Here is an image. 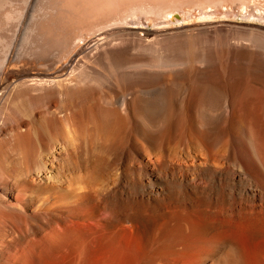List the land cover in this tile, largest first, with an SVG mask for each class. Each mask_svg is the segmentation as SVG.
<instances>
[{
  "label": "bare ground",
  "instance_id": "6f19581e",
  "mask_svg": "<svg viewBox=\"0 0 264 264\" xmlns=\"http://www.w3.org/2000/svg\"><path fill=\"white\" fill-rule=\"evenodd\" d=\"M216 14L224 19L216 21ZM233 14L245 21L259 18L261 27L236 23ZM174 18L198 20L175 26ZM141 25L155 28L132 27ZM11 68L14 73L8 72ZM263 96L264 0H0V109L6 108L0 114V264H7L8 256L15 264H51L46 258L53 243L47 250L40 243L44 237L35 238L41 247L31 242L27 248L33 247L24 251L33 234L15 224L21 218L23 225L40 218L44 227L52 220L58 225L68 215L80 218L74 212L93 203L105 208L110 219L121 215L130 224L129 239L140 247L133 218L137 213L142 219L144 208L120 205L155 193L153 181L143 180L145 169L180 183V169L190 172L197 166L195 151L207 150L224 129L240 128L245 107L249 110L248 104ZM250 138L264 166L260 140ZM211 150L216 165L201 159V170L195 168L206 184H196L198 171L189 180L191 188L208 194L214 189L211 176H222ZM227 179L226 187L232 184ZM245 186L260 191L255 181ZM262 212L247 224L244 248L223 232L207 242L209 251H195L191 257L211 259L229 244L230 253L224 250L228 254L205 264H253L251 247L258 240L264 243ZM60 215L65 216L60 220ZM71 221L64 225L73 228ZM79 234L76 241L83 236ZM54 235L59 243L68 237L59 234L58 240ZM33 236L29 241L34 242ZM71 239L67 245L76 242ZM255 264H264V252Z\"/></svg>",
  "mask_w": 264,
  "mask_h": 264
},
{
  "label": "rangeland",
  "instance_id": "374dc122",
  "mask_svg": "<svg viewBox=\"0 0 264 264\" xmlns=\"http://www.w3.org/2000/svg\"><path fill=\"white\" fill-rule=\"evenodd\" d=\"M236 15L232 16V18L235 20L236 23L250 22L257 26L261 25L259 22H257L259 21V18H255V17L251 18L254 20L252 22V20L245 21L247 19H244L242 15L241 16L238 15V17ZM216 16H217L215 18L216 21H218V17H219V20H222L223 18L222 14H216ZM197 20H198L197 18L192 19V20H188V19L182 20V19L174 18L172 25L187 26V25H191L192 22H195ZM178 21H181V22H178ZM132 27L152 29L154 25L152 26V28L147 27V26L146 28L143 26L142 27L132 26ZM8 72L14 73L15 71L13 68H11L8 70ZM257 103H259V105ZM248 107H249V110L247 107H245V109H247L246 112L247 111L248 112L247 114H245L246 112L244 111L245 116L244 117L242 116L243 119L241 120L243 121H241V123L242 122L243 123L240 128L232 129L231 127H229V128L224 129L223 132H220L221 134L219 133L217 135H214L215 137H213V141L207 150L202 147L198 148V150L201 149L204 152V154L201 150H199L200 153L198 150L195 151L196 154L194 155V158H195L194 160L197 166L194 167V170L192 169L194 172L201 170V166H200L201 159H207L206 161L209 164L213 163L212 161L214 160H212V156L210 155L211 149H212L211 152L212 151L214 152L212 154L213 159H215L214 157L217 156V159L215 161L218 160V162H214V163L218 164L217 167H219V165L220 167H222L221 173L223 177L220 174L211 176L212 184L214 186V189H213L214 191L210 190L211 192H209L208 194V192L206 191H203V190L199 191V190H195V188H191L189 186V180L190 178H193L192 177L194 174L193 171L188 172L185 169H180L181 170L180 175L182 174L180 177H182V181L180 183H176V181H166V180L161 179L160 176L156 172H154L152 169H145V171L142 173L143 180L146 182L153 181L151 184H154L155 193L150 194V195L149 193L148 194L145 193L144 196L146 197L143 196L144 197L143 199L137 200L135 203L127 204V206H125V204L120 205L122 208H125L126 210L136 208V207L138 208L139 206H143L144 208L143 216L145 217L142 216V219H140V216H139V219H138L137 213L136 214L134 213V215L137 218L133 216L134 217L133 221L135 222V225H137L136 227L141 237L140 247L138 246V243L136 241L129 239L130 228L128 227L130 224L129 225L126 224V222H124L120 214H119L120 216H118V218H116L117 217L116 216L115 219L113 218L114 217L113 216L111 218L112 220L110 219V214H108L109 215V219H108L106 218V216L108 217V215L106 214V210H104L105 208L102 209L101 205L99 207V204L97 206L95 205V203H93V205H85L87 207L92 206L91 210H88L90 208H87V207L84 209L85 207L84 206V207H80L82 210L79 208L77 209V211L74 212V213H77L76 215L80 216V218L83 219V221H85L86 225L84 223L81 226L80 224H82L83 221L78 220L80 218L74 219V215H75L74 214L73 216L72 215L66 216L68 217L66 219L65 218L63 219L65 215H60L61 216V217L59 216L60 220L61 219L63 220H61V222L56 221L57 224L59 223L58 225L54 224L55 220L54 221L52 220L54 223H52V221L48 223L49 225L53 224L52 227L56 225L57 227H55L54 229L61 226L62 228L61 227L60 228L63 231L60 230V228H58L59 229L58 231H56L57 229L55 231H51L53 229L51 226H50L52 228L50 230L51 232L48 231L50 229L49 225L47 224L48 228L46 226L44 227L43 223L40 222L41 221L40 218L38 219L35 218L37 219V222H35V219L27 220V221H32L31 222L32 224L24 220L25 224L27 225H23L24 223L23 221H21L23 220V218H21L19 219V222L15 224L16 225L15 227L23 232H25V230L27 229V231L31 232L34 235V236L32 235L33 240L35 238L39 240L40 238L42 240L43 237L45 239L47 238V240L43 238V240L40 241V243L42 242L41 243L42 247L45 246L46 248L47 246H50L51 243H53L54 245L56 243L55 246L53 244L50 246V249L52 248V250H49L46 248L47 250L51 251L50 253L51 257L49 255L46 258V260L47 261L49 260L48 262H50L51 264H57V263L58 264H73L74 262H75L74 264L81 263L79 262L80 259L78 260L77 258L79 255L78 252L82 251L83 249H84L82 251L83 253H80L79 255L80 257H82L81 261L83 264H181L180 263L181 260H185L186 264H205L208 260L209 261L217 260L221 256L230 253V250L232 248L231 249L229 248L230 247L229 244H225L224 246L218 248V250H216L215 253H213V256L211 257V259L207 258V260H204V258L194 259L191 257L195 251H200L202 253L205 250L209 251L211 247L207 244V242L211 239L213 240L219 237V235L221 238L222 237L221 234L223 235L226 234L227 238L225 236L223 237H225L227 240H230L229 239L231 238L230 236H232L231 238L232 240L236 238L237 240L235 239V242H237L238 244L240 243L241 245L240 244L239 245L244 248L246 246L247 239H248L247 238L248 230L246 229L248 228L247 224L250 223L251 218L256 216V213H259L261 211L264 212V166L263 164H261L262 161L258 160V158L255 156L253 152L252 144L250 141L251 140L250 137L252 135L256 137L258 141L260 140L259 147H260V151L262 155L264 156V96L261 98V100L253 101L252 104L249 103ZM2 113H6V108H3V111L2 110L0 111L1 115ZM201 153L202 155H205V158L204 156L202 157ZM208 155L211 157H208ZM212 165H216V164H212ZM195 168L198 170L196 171ZM199 172H201V174ZM198 173L194 174L195 175L194 178L197 182L196 184L199 185V187H202L206 184L204 181V177H203L204 174L202 171H198ZM225 176L226 178H224ZM168 177L171 179L172 174L169 173ZM226 179L228 181L231 180L232 184H234L235 187L230 182H229L230 184L227 183L228 185L226 187V183H225ZM233 180L236 183L233 182ZM247 181H253V182L255 181L260 191L255 192L256 190H252L250 186L249 188L248 186H245ZM174 183H176L177 185ZM241 183L242 185L244 184L243 187ZM228 186H230V188L232 187L233 189L232 188L230 189ZM228 188L230 189V191L228 190ZM143 190L148 192V189H143ZM248 190H251L252 192ZM109 206L113 207V205H109ZM113 208L116 209L119 207L116 206ZM100 210L101 211L103 210V211L101 212ZM82 211H84V213H82ZM85 211H87L88 213L89 211L91 212L88 214ZM97 213L99 214V216ZM94 215L96 216L94 217ZM81 216H84V218L86 216V218L84 219ZM87 216L89 217L87 218ZM135 218L138 219V221L134 220ZM119 219H121V221ZM190 219H192L193 221ZM66 220H67V223L69 220L70 221L73 220L71 221V223L73 222L74 224L76 223L77 220L78 222H80L78 223V226H77V223L75 225L76 228L79 227L77 228L79 230H77L74 227V224H70V226H73L74 230H76L78 233L81 234V235L79 234L80 237L83 235L79 241L78 240L76 241V239H79V236L77 235L78 233L75 232L77 233L76 237L78 238L73 237L74 236L73 228L69 227L71 230L67 228L70 221L68 225L67 223L66 225H64ZM115 221H117L118 223ZM6 226H10V225L6 224ZM23 226H26V228ZM64 226L67 229V231L65 230ZM199 226H203L204 228L200 229ZM80 227L81 228L83 227L82 229L83 232L81 231ZM119 228H120V232H119ZM228 228H229L230 233L227 232ZM231 228H233L232 231H231ZM34 230L35 232H33ZM44 230H45V233L43 234ZM223 230H226V231H223ZM46 231L47 233L49 232L50 234L46 235ZM64 231L67 232V235L65 234L66 232L64 233ZM235 231L237 232V234ZM57 232L61 235L64 233L62 236L65 235V237L68 236L69 238H71L72 236L71 241L73 240V238H75L74 240L76 242H74V245L70 243L69 245H67L68 243L66 244V242H69L68 237L66 238L65 241H62L64 239L60 240L61 237H59V234H57ZM223 232L224 233L226 232V233L224 234ZM51 233H52V236L54 234H57L59 238L57 237V235H54V236L57 237L61 243L63 242V245H59L61 243L56 242V240L54 241V239L56 238H52ZM71 233H73V235L69 236V234ZM35 235H39L38 236L39 238L36 237ZM42 235H46L47 237L42 236ZM84 235H85V238L83 239ZM32 236L30 234V237L27 238L26 243L23 244L24 251L28 250L30 247H33V246L41 247L40 243H38L39 240H37V243L39 245L36 243V239L34 240V242L31 241V239L29 241V238H31ZM49 237L52 238L53 242L51 241ZM241 237H243V239ZM48 238L50 239L51 242H47L49 241ZM238 238H240L241 240H238ZM85 239L87 240L85 241ZM81 240H83L84 243L81 242ZM88 240L89 241L91 240V241L89 242ZM196 241L198 244H195ZM44 242H46L47 244L49 243V244L46 245V243ZM27 243H31L35 245L32 246L29 244L30 246L29 248H27L28 246ZM160 243L161 245H159ZM81 244H84L85 247L83 248L84 245L79 246ZM65 245L68 249L64 247ZM71 245H73V247ZM75 245H78L79 247L77 248V246ZM61 246L64 249L60 248ZM68 246H71L72 248L71 247L69 248ZM23 247L22 249H20V251L23 250ZM74 247H75V251L77 250L76 254L73 249ZM79 248H81L82 250L80 249L79 251ZM70 249H73V250H70ZM140 249H141L142 255L139 257L138 252L140 251ZM224 250H226V252L228 253L223 252ZM57 252L59 253L55 254ZM263 252H264V243L261 240H258L253 245V247H251L250 249L253 264L261 260ZM73 254H75L76 256ZM10 257L9 256L7 257V261H8L7 264L10 263L9 262L10 260H11L10 264H15L14 260L11 259L12 257L11 258ZM76 260H78L77 263H76Z\"/></svg>",
  "mask_w": 264,
  "mask_h": 264
}]
</instances>
